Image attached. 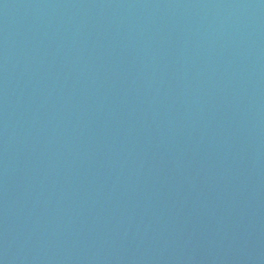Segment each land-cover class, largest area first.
<instances>
[{"label":"water","instance_id":"95a60500","mask_svg":"<svg viewBox=\"0 0 264 264\" xmlns=\"http://www.w3.org/2000/svg\"><path fill=\"white\" fill-rule=\"evenodd\" d=\"M0 29L142 131L264 194V0H0Z\"/></svg>","mask_w":264,"mask_h":264}]
</instances>
